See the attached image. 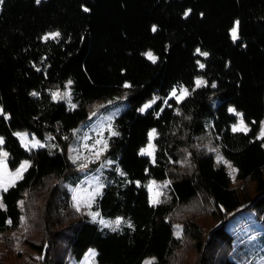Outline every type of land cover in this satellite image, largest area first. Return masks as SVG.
I'll return each mask as SVG.
<instances>
[{"label": "trees", "instance_id": "obj_1", "mask_svg": "<svg viewBox=\"0 0 264 264\" xmlns=\"http://www.w3.org/2000/svg\"><path fill=\"white\" fill-rule=\"evenodd\" d=\"M185 10L190 12L184 15ZM234 20L240 22L236 42L228 36ZM53 31L61 33L59 41L45 42L42 37ZM197 48L209 55H197ZM143 49H150L157 63L145 58ZM196 77L208 86L193 87ZM69 80L74 109L51 96ZM179 86L189 88L190 95L176 103L169 97ZM111 96L126 107L114 120L119 135L108 138L106 155L124 175L110 173L93 207L103 218L122 217L132 224L117 231L79 218L69 205L71 193L59 182L75 184L79 177L68 179L73 174H67L61 144L88 119L91 104ZM154 98L152 107L140 112ZM0 107L10 116H0L9 167L22 159L31 164L22 180L0 192L6 206L0 209V231L21 226V202L28 195V212L39 215L33 222L37 240L28 243L42 255V264H71L89 247L96 250V264H142L147 256L155 264H175L186 243L201 252L200 264H237L228 256L232 237L224 219L252 202L264 223V140L256 138L264 121V0H3ZM230 107L243 112L251 129L247 135L231 131L236 118ZM209 119L224 157L252 186L246 201L230 186L225 168L215 165L214 154L194 140ZM152 129L158 133L154 164L139 155ZM17 131L41 141L50 135L58 146L26 153ZM182 155L189 164H180ZM150 179L170 181L169 197L156 206L149 202ZM47 181L53 186L37 202ZM190 204L208 207L214 226L204 227L187 211ZM175 222L182 223L179 237L173 235ZM221 245L224 251L218 250ZM7 254L0 245V264L10 262Z\"/></svg>", "mask_w": 264, "mask_h": 264}, {"label": "rangeland", "instance_id": "obj_2", "mask_svg": "<svg viewBox=\"0 0 264 264\" xmlns=\"http://www.w3.org/2000/svg\"><path fill=\"white\" fill-rule=\"evenodd\" d=\"M186 13H189V10H185L184 15ZM235 21L237 20H234V22L231 23L230 26L228 27V36L230 39H231L230 32H231V29L234 27ZM53 32H56V31H53ZM231 41L233 40L231 39ZM148 51H151V50L143 49L141 50V53L143 54ZM45 67H46L45 63H42L40 65V68L44 69ZM198 78H201V77H196L193 80L194 82L193 87H196L195 80ZM183 87L187 88L186 86H183ZM187 89L190 92V89L189 88ZM57 91L61 93L70 92L68 82H66L63 86H58L57 88H55L52 91V93L57 92ZM61 101L65 102L68 105V107H70L67 100H61ZM117 101L118 99L116 98V96H111L99 102H96L93 105L91 104L92 106L90 105L89 107L90 113H89L88 119L84 121L83 123H81L80 125H78L77 127H75L72 130L70 137L65 139L64 142L61 144V148L63 149V151L66 152L68 156V172L69 173L67 174L68 175L70 173L73 174L72 177L68 179L69 180L73 179L76 174H79V177L76 179L77 181L75 184L65 179H62L59 182L62 187L66 188L67 191L71 193L70 198H69V205L70 207H72L73 212L76 213V215L79 218L86 216L88 219L92 221L91 215H89V213H94L98 211L94 209L93 207L95 203L92 205L91 208H84L82 206L81 211L79 212L76 211L74 207V202H75L74 197L76 196V194L77 193L83 194L85 189H87L88 192H92L95 190V188L98 185H103V188L101 190L103 191L104 187L107 185L109 181L110 173L112 172L120 173V169L117 163L115 162V160H113L112 158L106 155L107 149L102 151L99 158H97L94 154L96 151H99L102 148V144L97 143V141L106 140L108 144V138L112 136L111 131L117 132V128L114 125V120L126 107L125 103L117 102ZM153 101H155V98L145 103L141 108H143L147 104H153ZM71 102L72 104H74V102L72 101V97H71ZM216 102L217 101L213 100L212 98L209 102V108L213 109L216 105ZM237 111L242 112L239 110ZM235 118L236 120L234 124L237 122V117L235 116ZM210 127H211V119L207 120V122L205 120V130L202 133H199L198 135L194 136V140L196 144L200 147H204L208 151H210L209 149H218L219 154L223 156V158L226 161L231 163L229 160H227L224 157L223 153L221 152L218 141L212 134ZM259 131H258V134H259ZM16 133H22V134L27 133L28 139L30 142L39 141L40 144L44 145L43 147H46L49 149H53L58 146L56 143L53 142L50 135H46L44 139L41 141L34 136L30 137L31 135L26 131H17ZM148 143H149V138H148V142L146 143V145L142 148H145ZM0 148H2L3 151H5V149L3 148V145L0 146ZM23 149H24V152L29 153V149L31 148L26 149L25 147H23ZM210 152L214 154L215 165L223 166L225 170L227 171V173L229 174L230 186L238 190V192L240 193L244 201L248 200L249 197H251L250 190H252V186L248 185L247 182L240 180L237 177V172L233 174L232 170L228 168L224 163H217V153L214 151H210ZM76 157H79V159H76ZM180 158H181L180 164L182 166L190 163L189 161H187L188 157H185L182 155V157ZM24 161H29V160L22 159L15 168L11 169L8 165V158H7L8 170L10 172H15V170ZM109 161H111V163H109ZM150 162H151V158H150ZM84 164H86L87 167H81V165H84ZM152 181H155V180L150 179L147 185L150 184ZM155 182H156V185L158 186V190L162 193L159 199L160 201H164L165 199L169 197V191H170L169 182L170 181L169 179H166L163 182L161 181H155ZM165 184H167V187H164ZM52 186H53V182L50 183L47 181V186L42 188L40 190V193L36 195V201L41 202L46 196V190L48 188H51ZM151 195L152 194L149 192L150 204H151ZM27 197L28 195L22 201L23 216H22L21 226L17 228L16 230L11 229V230L0 231V245L4 250H8L10 254V255L7 254V259L10 261L8 264H42V262H38L40 261L39 258L42 255L40 254V257H39V252H36L35 250L31 249L28 243L29 242L28 240H31V239L37 240V236L34 235V232L38 229V226H35L33 222L39 219V215L38 213L28 212L26 208ZM98 197H96V199ZM252 206H254V203L249 202L245 205V208L239 209L237 212H234L232 215L223 216V218L227 216L224 219L223 223L225 225V229L231 234V237H232V240L229 246L228 256H230L235 262H237V264H264V223L261 222V219H260L261 217L259 216L255 208L252 211H250V213L246 212L248 207H252ZM188 209L187 211L190 212L192 215H197L196 216L197 220L201 222L204 225V227L209 228V227L214 226L215 218L210 216V209L208 207H203L201 204H197V205L190 204V207ZM101 218L108 222H114L117 218H121L125 223H122L119 229H121L122 227L126 226L129 223L126 219L122 217L103 218L99 216L97 218L96 223H98L99 227L104 228L106 230H110V231H112L111 228L103 227L98 222L99 219ZM178 231H179V236H181L182 223L175 222L173 224L174 237H179L177 235ZM184 240L185 238H182L181 242H184ZM5 243L9 245L10 247H13V252L9 251ZM213 245H217V244H213ZM218 250L224 251L222 245L219 247ZM88 253L89 252H86L85 254H83V257L79 263L91 264L88 258ZM200 255H201V252L200 253L197 252L196 250L192 248L191 244L188 245L186 243L182 252L178 253V257H177L178 260L176 261L175 264H200L201 263L200 260L202 259V256ZM147 260H154V258L152 256L146 257L143 261V264Z\"/></svg>", "mask_w": 264, "mask_h": 264}, {"label": "snow or ice", "instance_id": "obj_3", "mask_svg": "<svg viewBox=\"0 0 264 264\" xmlns=\"http://www.w3.org/2000/svg\"><path fill=\"white\" fill-rule=\"evenodd\" d=\"M40 2H41V0H36L37 4H39ZM2 3H3V0H0V4H2ZM83 10L85 12L89 11V9L87 7H85ZM189 12H190V10H189ZM187 14L188 13H186L185 15H187ZM239 27H240V22H239V20H237V21H235L234 27L231 29V32H230L231 39L233 40V42H236L237 40L240 39ZM152 31L153 32L157 31L156 26L152 27ZM60 37H61V33L59 31H56V32H51V33L45 34L42 37V39L45 42H47L49 40L58 42ZM196 54L203 56L205 58L209 55L207 52H202L199 48L196 49ZM143 55H145L146 58L148 60H150L153 64L157 63V61H158V57L155 56L151 51L143 53ZM196 63L200 69H204L205 65L203 63H201L199 60ZM37 71H40V69H37ZM71 84H72V81L69 80L68 85L70 86ZM123 86L125 88H131L132 87V85L128 84V83H125ZM195 86H196V88L207 87L208 84H207V81L203 80L202 78H198L195 80ZM211 87H216V85L212 84ZM31 95L37 96L38 93L33 92V93H31ZM188 95H190L189 90L183 86H180L179 89H177V88L172 89L169 98L170 99L174 98L176 103H181ZM51 96H52V99L54 101L59 102L61 100H67V102L71 108L74 109L76 107V105L72 104V102H71V93L70 92L61 93V92L57 91V92H53L51 94ZM153 103H155V101H153ZM164 103L167 104V100H165ZM151 107H152V104H147L143 108H141L140 111L145 112V111H147V109H149ZM162 110L163 109H161V111ZM228 111L237 117V122L231 126V131L233 133H243V134L247 135L251 131V129L249 128L248 124L245 122L244 114L242 112H238L234 107H230L228 109ZM177 114H179V113H177ZM0 116H4L5 119H10V116H8L7 114L4 113V109L2 107H0ZM252 123H255V121H253ZM15 135L20 139L22 146L25 147L26 149L44 146V145L40 144L39 141L30 142L28 139L27 133H23V134L22 133H15ZM111 135L112 136H118L119 133L116 131H111ZM157 135H158V133L156 132V130L152 129L148 133L149 143L147 144V146L145 148H142L139 152L140 156H147V157L151 158V162L153 164L156 162V156H155L156 146L152 141L155 140ZM256 138L259 140H264V122H261L260 131H259V134ZM4 143H5L4 138L2 136H0V146L4 145ZM97 143L102 144V148L99 151H96L94 153L95 156L97 158H99L102 151L107 149L108 144H107L106 140L97 141ZM209 150L217 153V163H224L228 168H230L232 170L233 174H235L238 171V169L233 168L231 163L226 161L223 158V156H221L219 154L218 149H209ZM8 156H9V153L7 151H3L2 148H0V192H4V193H6L10 187H14L18 180H22L24 178V173L31 167V164L29 161H24L15 170V172H10L8 170V166H7ZM76 159H79V157H76ZM109 163H111V161H109ZM81 167H87V165L84 164V165H81ZM120 174L124 175L123 172H121ZM136 183H137V186H139V182L137 181ZM146 187L148 188V191L152 194L151 195V204L153 206H156L157 204L161 203L159 197L162 195V193L158 190V186L156 185V182L152 181ZM164 187H167V184H165ZM102 188H103V185H98L95 188V190L92 192H88L87 189H85L83 194L77 193L76 196L74 197V201H75L74 207H75L76 211H78V212L81 211L82 206L84 208H91L92 205L96 201V197L102 195V191H101ZM21 207H23L22 202H21ZM0 209L6 210V206L3 203V196L2 195H0ZM89 215H91L93 222H97V218L100 216V213L94 212V213H89ZM7 222L10 224L11 220H9ZM98 222L103 227L111 228L112 231H117L119 229L120 225L122 223H125L121 218H117L114 222H108V221H105L101 218V219H99ZM127 227L131 228L132 224L128 223ZM177 235L179 236V231L177 232ZM96 256H97V253L94 250L89 251L88 258H89L91 264H94V260H95ZM144 264H155V262H154V260H147L144 262Z\"/></svg>", "mask_w": 264, "mask_h": 264}, {"label": "crops", "instance_id": "obj_4", "mask_svg": "<svg viewBox=\"0 0 264 264\" xmlns=\"http://www.w3.org/2000/svg\"><path fill=\"white\" fill-rule=\"evenodd\" d=\"M30 136V135H29ZM257 136H258V134H257ZM30 137H32V135L30 136ZM33 149H35V148H31V149H29V151H32ZM234 167V166H233ZM235 168V167H234ZM148 183V182H147ZM148 190V189H147ZM148 195H149V192H148ZM254 209V207L252 206V207H248V209H247V211L246 212H248V213H250V211H252ZM238 211V210H237ZM236 211V212H237ZM90 250H94L95 252H96V250L94 249V248H91V247H89V248H87L86 249V251L84 252V254L86 253V252H89ZM83 257V256H82ZM82 257H81V259H82ZM148 257V256H147ZM153 257V256H152ZM146 258V257H145ZM144 258V259H145ZM154 258V257H153ZM81 259H79V260H77V261H73V262H71V264H81V263H79L80 261H81ZM144 259H143V261H144ZM154 260H155V258H154ZM94 264H96V257H95V261H94ZM142 264H143V262H142Z\"/></svg>", "mask_w": 264, "mask_h": 264}, {"label": "clouds", "instance_id": "obj_5", "mask_svg": "<svg viewBox=\"0 0 264 264\" xmlns=\"http://www.w3.org/2000/svg\"><path fill=\"white\" fill-rule=\"evenodd\" d=\"M36 149V148H35ZM34 150V149H33Z\"/></svg>", "mask_w": 264, "mask_h": 264}]
</instances>
